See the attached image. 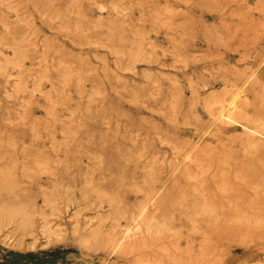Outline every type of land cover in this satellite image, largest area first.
Segmentation results:
<instances>
[{"label":"rangeland","instance_id":"374dc122","mask_svg":"<svg viewBox=\"0 0 264 264\" xmlns=\"http://www.w3.org/2000/svg\"><path fill=\"white\" fill-rule=\"evenodd\" d=\"M259 157L264 0H0V264H264Z\"/></svg>","mask_w":264,"mask_h":264},{"label":"bare ground","instance_id":"6f19581e","mask_svg":"<svg viewBox=\"0 0 264 264\" xmlns=\"http://www.w3.org/2000/svg\"><path fill=\"white\" fill-rule=\"evenodd\" d=\"M264 159V157H259L258 159H255V163H254V167H255V169L258 167V169L260 168V167H262V165H261V163H263V159ZM247 163V162H246ZM249 166V165H248ZM264 167V166H263ZM256 172V171H255ZM247 173V172H246ZM264 174V173H263ZM244 176V175H243ZM247 176V175H246ZM242 177V176H241ZM257 177L253 174V177H252V179H256ZM258 179H261V180H264V176H263V178L261 177V178H258ZM260 182V181H259Z\"/></svg>","mask_w":264,"mask_h":264}]
</instances>
